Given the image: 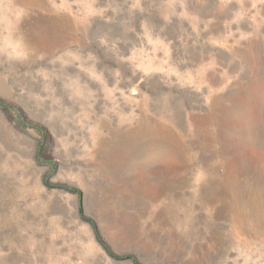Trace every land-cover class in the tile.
<instances>
[{
    "label": "rangeland",
    "instance_id": "374dc122",
    "mask_svg": "<svg viewBox=\"0 0 264 264\" xmlns=\"http://www.w3.org/2000/svg\"><path fill=\"white\" fill-rule=\"evenodd\" d=\"M0 264H264V0H0Z\"/></svg>",
    "mask_w": 264,
    "mask_h": 264
}]
</instances>
